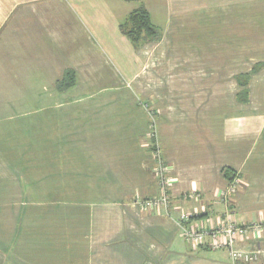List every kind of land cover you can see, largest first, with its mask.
<instances>
[{"label": "crops", "instance_id": "obj_1", "mask_svg": "<svg viewBox=\"0 0 264 264\" xmlns=\"http://www.w3.org/2000/svg\"><path fill=\"white\" fill-rule=\"evenodd\" d=\"M170 1L160 41L136 50L120 27L140 7L0 0V102L4 93H36L33 121L23 126L36 129L32 154L67 157L52 171L82 173L45 197L51 219L42 227L26 222L22 206L1 205L0 264H233L227 249L192 245L182 229L217 226L227 212L238 225H262L238 247L264 252V68L249 80L250 101L238 97L239 77L253 59L264 63V7L256 17L250 1ZM67 69L77 81L61 93L56 83ZM97 91L117 99H87ZM140 100L161 111L149 114ZM151 118L168 167V212L140 206L161 193L158 159L144 145ZM47 124L57 140L48 153L40 150L48 135L37 131ZM227 171L240 185L225 204ZM17 184L22 190L21 176ZM183 213L194 215L190 223H179Z\"/></svg>", "mask_w": 264, "mask_h": 264}, {"label": "rangeland", "instance_id": "obj_2", "mask_svg": "<svg viewBox=\"0 0 264 264\" xmlns=\"http://www.w3.org/2000/svg\"><path fill=\"white\" fill-rule=\"evenodd\" d=\"M118 2L119 5L123 7L124 10H129L131 8H139L141 5L149 9L151 15L153 16V23H156V26L159 31H161L160 22L166 19V11L167 6L170 4V0H132L129 2L128 0H115ZM180 1V0H179ZM192 2L201 1V0H191ZM204 2H238L243 0H202ZM250 1L253 6V15L256 17L259 16L258 9L262 6L264 7V0H244ZM255 10H257L255 12ZM254 22V21H253ZM258 27L257 24H253ZM129 31L130 28H127ZM128 33V32H127ZM162 34L159 32V37L155 41H145L142 42L141 46L145 44H157V41H160V36ZM254 38V37H253ZM258 45L253 44V56H256L257 47ZM260 47V46H259ZM136 50L139 48L134 47ZM141 48V47H140ZM259 49V48H258ZM258 57V56H257ZM253 59V70L250 74L245 75L243 77H239L238 82L241 84V87L244 88L238 95L239 101L242 103H248L250 101V90H249V80L256 72L260 71V69L264 68V63L255 62ZM264 70V69H263ZM69 77L75 78V83L77 81V74L74 69H67L63 75V78L57 81L56 87L59 92L63 93V91L72 88L69 86ZM264 80V76L262 77ZM260 81V79L258 80ZM244 85V86H243ZM246 85V87H245ZM245 89L248 90L247 98L245 96ZM3 94V93H2ZM11 95L10 100L7 98V93H4L5 99V107L0 106V132L1 137L4 136L6 140L0 138V148L1 151L6 153L4 156H0V165L7 164L10 165L8 167L12 168L13 170L9 172H1L0 171V207H7L6 203H12L17 205L18 207L22 206L21 213L24 216V219H27L26 222L32 223L35 225L36 221L40 222V226H44V221H49L51 219V214H46L44 209L41 207L44 206L46 201L45 197H48L50 193L53 191H64L66 189H57L56 186L59 184H66L65 180H68V185L71 184L75 186V183L79 181V176L82 174L81 172L76 171H59L55 170L52 171V165H56L57 163H63L65 158L67 157H60V156H52L50 154L44 156H36L33 153L34 149H37V141H36V129L33 127L29 129L28 132H25V128L23 126H27V123L30 124L33 121L34 117V110L33 108L34 103L36 102V93L33 92H10L8 93ZM161 93H158L160 95ZM145 96H148L145 93ZM153 96H149L146 99L150 100ZM258 97V93H256V99ZM87 99L89 100H110L117 99V94L109 93L108 91H97L91 93ZM248 102H243L246 100ZM141 101V100H140ZM145 101H141V108L144 107L146 110H150V113L154 116L155 113L158 112V108H151L148 107L147 104H144ZM125 108V107H124ZM123 108V109H124ZM139 108V107H138ZM130 109V108H129ZM127 109V110H129ZM45 129H40L37 131L40 133H45L48 136L42 141V152H47L49 149L54 147L57 144V140L53 139L52 133L55 131V124H47L44 125ZM147 139L145 142V147L149 149L152 155H155L158 159V166L155 173V181L160 186V179H159V165L160 160L166 166L165 162L162 160L160 156V142L158 137V127L157 121L155 118H151L149 124V133L147 135ZM39 140V139H37ZM8 144V149H4L6 146L2 145V143ZM57 162V163H55ZM61 165V164H60ZM161 166V165H160ZM62 168H67V166L62 165ZM21 178L23 179V192L20 189L17 181ZM39 181L40 185L35 187ZM56 185V186H55ZM160 189V188H159ZM239 189V188H238ZM72 192H75V188H71ZM238 190L236 191V193ZM19 195V196H18ZM161 195V194H160ZM6 201V202H5ZM2 205V206H1ZM8 208V207H7ZM1 211V209H0ZM3 211V210H2ZM19 212V211H18ZM17 212V213H18ZM0 232H3V219H0ZM1 262V261H0Z\"/></svg>", "mask_w": 264, "mask_h": 264}, {"label": "built area", "instance_id": "obj_3", "mask_svg": "<svg viewBox=\"0 0 264 264\" xmlns=\"http://www.w3.org/2000/svg\"><path fill=\"white\" fill-rule=\"evenodd\" d=\"M159 179L160 191L159 197L150 198L141 202L140 206L145 208H163L166 212L169 211L171 198L168 194L170 187V179L168 176V167L160 160ZM240 185L239 178L235 177L229 187L222 192L221 200L228 204L231 197L236 193ZM194 215L183 213L178 219L179 223H190ZM261 224L238 225L235 223L230 213L227 212L225 218L217 225L211 228H198L194 225L183 227V234L186 240L195 246L206 245L211 242V245L218 249L224 247L227 249L229 257L233 264H257L264 258V252L257 250L242 249L238 247V242L247 237L252 232L262 231Z\"/></svg>", "mask_w": 264, "mask_h": 264}, {"label": "trees", "instance_id": "obj_4", "mask_svg": "<svg viewBox=\"0 0 264 264\" xmlns=\"http://www.w3.org/2000/svg\"><path fill=\"white\" fill-rule=\"evenodd\" d=\"M130 28L129 31H127ZM123 35L133 44L134 47L140 48L142 42L155 41L159 37V30L152 22L151 15L148 10L142 6L133 11L129 16L127 22L120 27ZM128 32V33H127ZM69 86L75 83V78L69 77ZM244 86V85H243ZM246 87V85H245ZM248 90L245 89V96L247 98ZM243 102H248L247 99ZM225 176L232 181L236 175L233 172H225Z\"/></svg>", "mask_w": 264, "mask_h": 264}]
</instances>
